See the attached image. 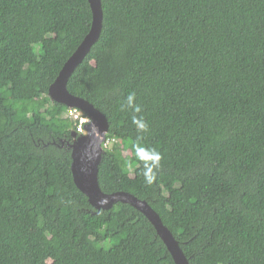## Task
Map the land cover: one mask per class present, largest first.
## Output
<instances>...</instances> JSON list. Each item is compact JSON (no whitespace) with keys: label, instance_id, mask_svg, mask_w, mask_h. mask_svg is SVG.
<instances>
[{"label":"trees","instance_id":"16d2710c","mask_svg":"<svg viewBox=\"0 0 264 264\" xmlns=\"http://www.w3.org/2000/svg\"><path fill=\"white\" fill-rule=\"evenodd\" d=\"M101 6L67 83L108 122L101 191L148 203L189 264H264V0ZM90 26L87 0H0V264H175L143 214L73 182L82 134L48 89Z\"/></svg>","mask_w":264,"mask_h":264},{"label":"water","instance_id":"95a60500","mask_svg":"<svg viewBox=\"0 0 264 264\" xmlns=\"http://www.w3.org/2000/svg\"><path fill=\"white\" fill-rule=\"evenodd\" d=\"M91 10V26L80 45L63 65L55 81L48 89L49 99L68 109L81 111L89 122L85 125V135L77 136L73 132L71 151V174L76 188L87 198L88 203L97 212L109 210L117 203L128 204L143 214L150 222L156 234L165 245L175 264H189L182 252L179 242L163 225L160 217L145 201H140L129 193L104 194L98 182V167L101 162L102 144L108 132L107 119L90 103L70 94L67 83L75 69L89 54L92 46L98 41L103 13L101 0H87Z\"/></svg>","mask_w":264,"mask_h":264},{"label":"clouds","instance_id":"9594fccd","mask_svg":"<svg viewBox=\"0 0 264 264\" xmlns=\"http://www.w3.org/2000/svg\"><path fill=\"white\" fill-rule=\"evenodd\" d=\"M132 100H133V96L129 95V97H128L129 103H131ZM136 111L139 112L140 109L137 107ZM141 127L143 128L144 125H141ZM136 152H137L138 157L141 160L145 161V164H144L145 179L148 183H151L155 179V176L152 172V169L157 166L158 161L160 160V156L158 153H154V152L149 154L146 152V150L144 148H141V147H137Z\"/></svg>","mask_w":264,"mask_h":264},{"label":"built area","instance_id":"2783aa9c","mask_svg":"<svg viewBox=\"0 0 264 264\" xmlns=\"http://www.w3.org/2000/svg\"><path fill=\"white\" fill-rule=\"evenodd\" d=\"M64 117L73 122L76 125V133L85 135V125L89 122V119L82 116V112L77 109H67ZM104 147L109 145V141L105 140L103 142Z\"/></svg>","mask_w":264,"mask_h":264},{"label":"rangeland","instance_id":"374dc122","mask_svg":"<svg viewBox=\"0 0 264 264\" xmlns=\"http://www.w3.org/2000/svg\"><path fill=\"white\" fill-rule=\"evenodd\" d=\"M38 50H39L38 47H36V49H35L36 53H38ZM87 123H88V122H86V124H87ZM114 143H116V141H115ZM114 143H113V144H114ZM113 144H112V145H113Z\"/></svg>","mask_w":264,"mask_h":264},{"label":"bare ground","instance_id":"6f19581e","mask_svg":"<svg viewBox=\"0 0 264 264\" xmlns=\"http://www.w3.org/2000/svg\"><path fill=\"white\" fill-rule=\"evenodd\" d=\"M79 136V135H78Z\"/></svg>","mask_w":264,"mask_h":264}]
</instances>
